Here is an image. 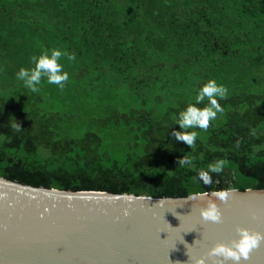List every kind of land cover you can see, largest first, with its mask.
Returning <instances> with one entry per match:
<instances>
[{
	"label": "trees",
	"instance_id": "1",
	"mask_svg": "<svg viewBox=\"0 0 264 264\" xmlns=\"http://www.w3.org/2000/svg\"><path fill=\"white\" fill-rule=\"evenodd\" d=\"M51 49L75 53L69 81L33 93L16 73ZM210 79L229 95L191 149L171 133ZM218 158L210 187L193 181ZM0 177L152 198L264 189V0H0Z\"/></svg>",
	"mask_w": 264,
	"mask_h": 264
},
{
	"label": "water",
	"instance_id": "2",
	"mask_svg": "<svg viewBox=\"0 0 264 264\" xmlns=\"http://www.w3.org/2000/svg\"><path fill=\"white\" fill-rule=\"evenodd\" d=\"M214 193L185 202L0 177V264H195L201 257L213 264L208 252L239 239L238 227L264 233V189L237 190L227 203ZM209 200L219 205L222 223L201 217ZM240 264H264V242Z\"/></svg>",
	"mask_w": 264,
	"mask_h": 264
},
{
	"label": "clouds",
	"instance_id": "3",
	"mask_svg": "<svg viewBox=\"0 0 264 264\" xmlns=\"http://www.w3.org/2000/svg\"><path fill=\"white\" fill-rule=\"evenodd\" d=\"M63 57H67L68 61L74 62L76 60L75 53H70L67 50L51 49L43 52L39 57L32 56L31 62L35 65L31 69L21 68L16 73L18 80L24 82V86L33 93H39L41 81L43 78L47 79L49 84H54L59 87L61 91L65 88L69 81V73L63 70V65L60 62ZM229 89L223 84H218L215 79H210L206 84L200 88L196 97L195 104H189L186 110L179 113L177 123L184 131L173 130L171 135L175 137L176 141H183L191 149L196 147V141L199 133L196 131H188V129L199 128L207 131L211 123L217 119L218 114L224 113V108L220 104V100L228 98ZM207 100V104L201 108L197 107ZM16 131L22 128L19 124L13 125ZM251 135H256V130H251ZM240 141H237L236 146L239 147ZM195 157H188L178 159V167H188L193 164ZM228 163L226 159L218 158L213 163L208 164L207 170L200 169L197 176L192 177L193 181H202L205 186H211L213 176L211 174L219 175L225 170ZM237 189L230 187L216 191L215 198L227 203L232 194ZM131 202V197L127 198ZM187 201H196L202 199L200 193H190L185 198ZM201 217L204 221H211L213 223H222L223 216L219 205L213 200L207 202V207L200 209ZM125 215H128L127 209ZM236 232L239 239H233L230 244L218 243L208 252L207 257L213 260V264H226L227 261H232L234 264L247 261L251 258V254L255 249H258L262 242H264V233L253 232L247 228L238 227ZM222 259H217L221 258ZM195 264H208V260L204 257L196 260Z\"/></svg>",
	"mask_w": 264,
	"mask_h": 264
}]
</instances>
